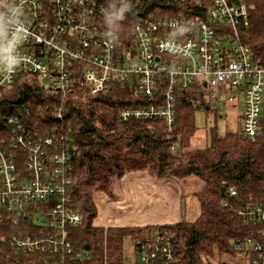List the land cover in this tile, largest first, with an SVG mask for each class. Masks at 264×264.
<instances>
[{
    "label": "built area",
    "instance_id": "2783aa9c",
    "mask_svg": "<svg viewBox=\"0 0 264 264\" xmlns=\"http://www.w3.org/2000/svg\"><path fill=\"white\" fill-rule=\"evenodd\" d=\"M171 1L196 7L152 14L136 21L123 38L112 10L100 0H0V89L21 73L36 75L55 94L80 90L84 98L128 85L153 101L122 110V118H159L171 128L178 92L195 84L203 93L198 105L217 114L220 106L242 99L240 132L255 141L262 131L264 60L239 41L238 24L247 23L248 6ZM11 149H19L24 159L20 166L12 151L0 147V223L20 228L0 234V264H36L27 258L35 253L43 255L42 264L88 258V250H77L70 237V227L82 225L85 215L72 203L67 138L55 130L37 137L22 130L14 134ZM226 190L236 194L232 186ZM239 215L247 223L264 224V202L246 203ZM6 247L14 257L3 255ZM233 247L250 253V264H264V242L239 237ZM136 250L138 264H177L172 233L145 236Z\"/></svg>",
    "mask_w": 264,
    "mask_h": 264
},
{
    "label": "trees",
    "instance_id": "16d2710c",
    "mask_svg": "<svg viewBox=\"0 0 264 264\" xmlns=\"http://www.w3.org/2000/svg\"><path fill=\"white\" fill-rule=\"evenodd\" d=\"M100 1L112 10L123 38L132 33L136 21L152 14L188 13L196 7L171 0H147L141 5ZM228 1L248 6L247 23L238 24L239 41L249 46L255 58L264 60V0ZM200 99L203 93L195 84L180 90L176 120L169 128L159 118H122V110L153 101L128 85H112L84 98L80 90L55 94L36 75L21 73L11 85L0 89V147L12 151L20 166L24 154L11 149L16 132L24 130L37 137L55 130L67 138L72 203L85 215L82 225L70 227V237L77 250L89 246V257L76 264H124L127 239L136 247L141 238L165 232L173 234L177 264H234L227 258L239 255L241 261L235 264H250L252 255L237 252L233 242L247 236L264 242V224L247 223L239 215L246 203L264 202V102L262 131L255 141L244 138L240 128L221 133L215 124L207 132L206 144L193 148L191 140L199 129L195 113L209 111L206 105H198ZM139 171L158 178L194 175L204 181L203 189L193 192L200 207L196 218L165 225H96L98 196L112 195L116 181ZM223 186L234 187L236 194L222 195ZM19 228L0 223V234ZM10 253L6 247L3 255L15 256ZM27 258L36 264L43 261V255L37 253Z\"/></svg>",
    "mask_w": 264,
    "mask_h": 264
},
{
    "label": "rangeland",
    "instance_id": "374dc122",
    "mask_svg": "<svg viewBox=\"0 0 264 264\" xmlns=\"http://www.w3.org/2000/svg\"><path fill=\"white\" fill-rule=\"evenodd\" d=\"M243 113L242 99L238 103L220 106L217 116L213 111L197 110L195 121L199 129L195 136L210 133L215 124L221 133L226 130H237L240 128V116ZM195 136L191 144L196 141ZM144 172L142 175H145V178H136L137 173H132L126 179L116 181L112 195L98 196L96 200L98 215L94 221L96 225L112 227L165 225L182 219L196 218L200 207L198 199L192 195L193 189L196 188L192 182L199 183L200 178L192 175L190 182L185 184L182 181L184 179L158 178L151 176L147 171ZM227 259L235 264L241 261V255ZM138 260L139 252L134 241L127 239L124 244V264H138Z\"/></svg>",
    "mask_w": 264,
    "mask_h": 264
},
{
    "label": "crops",
    "instance_id": "0c3cea01",
    "mask_svg": "<svg viewBox=\"0 0 264 264\" xmlns=\"http://www.w3.org/2000/svg\"><path fill=\"white\" fill-rule=\"evenodd\" d=\"M196 137V136H195ZM196 141H194V144H192L191 145V147H203L205 144H206V142H207V134L205 133L204 135H197V137H196V139H195ZM134 173H137V174H135V177L136 178H141V179H143V178H145V175H142V174H144L145 172L144 171H139V172H134ZM132 173H129V174H127L125 177H123L122 179L124 180V179H126L129 175H131ZM201 180V179H200ZM185 184H187L188 182H190V177H188V178H186V179H184V180H182ZM191 181H193V180H191ZM157 183V182H156ZM192 183H194V185H196V188H194L193 189V192H195V191H200V190H202L203 189V187H204V185H205V183H204V181H200L199 183L196 181H193ZM192 192V193H193ZM193 195V197L195 198L196 196H194V194H192ZM122 202L124 201V199L123 200H121ZM194 219V218H193ZM151 223H153V222H151ZM150 225H152V224H150Z\"/></svg>",
    "mask_w": 264,
    "mask_h": 264
},
{
    "label": "water",
    "instance_id": "95a60500",
    "mask_svg": "<svg viewBox=\"0 0 264 264\" xmlns=\"http://www.w3.org/2000/svg\"><path fill=\"white\" fill-rule=\"evenodd\" d=\"M221 194H222V195L229 196V192L226 190V187H225V186H223V187L221 188ZM86 249L88 250V249H89V246H86Z\"/></svg>",
    "mask_w": 264,
    "mask_h": 264
}]
</instances>
